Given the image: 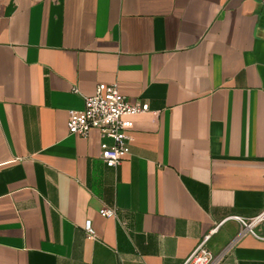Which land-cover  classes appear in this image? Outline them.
I'll use <instances>...</instances> for the list:
<instances>
[{"label":"crops","instance_id":"1","mask_svg":"<svg viewBox=\"0 0 264 264\" xmlns=\"http://www.w3.org/2000/svg\"><path fill=\"white\" fill-rule=\"evenodd\" d=\"M114 81L149 104L117 167L67 129ZM263 209L264 0H0V264H182ZM220 264H264V238Z\"/></svg>","mask_w":264,"mask_h":264},{"label":"built area","instance_id":"2","mask_svg":"<svg viewBox=\"0 0 264 264\" xmlns=\"http://www.w3.org/2000/svg\"><path fill=\"white\" fill-rule=\"evenodd\" d=\"M148 108L147 101H130L126 95L120 92L117 82L100 83L96 85L93 93L84 97L83 107L74 111L68 118V133L87 137L92 127L99 129L101 134L112 139L111 145L102 148L101 158L108 166L117 167L126 153L128 140L126 127L131 123L123 118L124 115H135L148 110ZM99 214L106 218L116 217L115 208L113 207H102ZM235 219L240 223L241 230L226 248L214 254L206 246V242L210 237V234H207L182 264H220L228 250L245 234L264 238L254 231V228L264 221V209L255 216L249 218L236 216ZM216 228L217 226L212 231ZM84 230L88 236L94 237L95 232L91 219L85 221Z\"/></svg>","mask_w":264,"mask_h":264}]
</instances>
